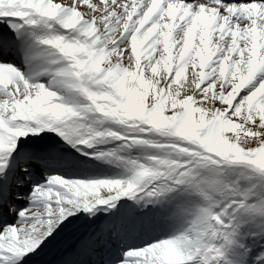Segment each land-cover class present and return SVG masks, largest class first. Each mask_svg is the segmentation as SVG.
I'll list each match as a JSON object with an SVG mask.
<instances>
[{
  "label": "snow or ice",
  "instance_id": "1",
  "mask_svg": "<svg viewBox=\"0 0 264 264\" xmlns=\"http://www.w3.org/2000/svg\"><path fill=\"white\" fill-rule=\"evenodd\" d=\"M0 264H264V0H0Z\"/></svg>",
  "mask_w": 264,
  "mask_h": 264
}]
</instances>
